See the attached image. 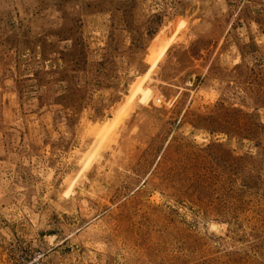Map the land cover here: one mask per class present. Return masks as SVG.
I'll list each match as a JSON object with an SVG mask.
<instances>
[{"label":"rangeland","instance_id":"374dc122","mask_svg":"<svg viewBox=\"0 0 264 264\" xmlns=\"http://www.w3.org/2000/svg\"><path fill=\"white\" fill-rule=\"evenodd\" d=\"M264 264V0H0V264Z\"/></svg>","mask_w":264,"mask_h":264},{"label":"built area","instance_id":"2783aa9c","mask_svg":"<svg viewBox=\"0 0 264 264\" xmlns=\"http://www.w3.org/2000/svg\"><path fill=\"white\" fill-rule=\"evenodd\" d=\"M40 258H36L35 261H32L31 263L27 262L26 258L24 256H21L19 259L16 260L15 264H39Z\"/></svg>","mask_w":264,"mask_h":264}]
</instances>
